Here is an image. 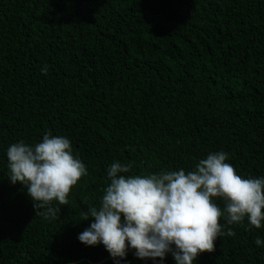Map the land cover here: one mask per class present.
Returning a JSON list of instances; mask_svg holds the SVG:
<instances>
[{
    "label": "trees",
    "instance_id": "1",
    "mask_svg": "<svg viewBox=\"0 0 264 264\" xmlns=\"http://www.w3.org/2000/svg\"><path fill=\"white\" fill-rule=\"evenodd\" d=\"M49 130L88 172L46 218L10 181L6 150ZM221 150L264 176V0H0V264H114L78 239L108 166L187 172ZM220 223L194 264H264V226ZM123 264L153 261L129 251Z\"/></svg>",
    "mask_w": 264,
    "mask_h": 264
},
{
    "label": "clouds",
    "instance_id": "2",
    "mask_svg": "<svg viewBox=\"0 0 264 264\" xmlns=\"http://www.w3.org/2000/svg\"><path fill=\"white\" fill-rule=\"evenodd\" d=\"M41 71L46 75L49 66ZM6 155L10 181L27 188L36 215L46 218L58 211L51 202L67 203L72 187L88 172L70 138L51 130L35 144L12 143ZM228 160L221 150L200 159L195 170L149 174H130L131 162L114 161L101 204L84 213V220L94 219L78 239L87 246L102 244L114 264H123L129 251L153 264H165L169 254L175 264H194L225 235L221 218L228 225L247 219L249 226H264V176H242ZM227 234L235 233L229 228ZM255 243L264 247V238Z\"/></svg>",
    "mask_w": 264,
    "mask_h": 264
}]
</instances>
